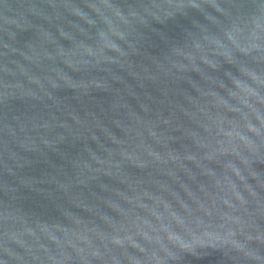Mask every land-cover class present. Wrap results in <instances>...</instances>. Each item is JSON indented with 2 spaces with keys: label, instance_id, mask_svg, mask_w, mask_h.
<instances>
[{
  "label": "water",
  "instance_id": "95a60500",
  "mask_svg": "<svg viewBox=\"0 0 264 264\" xmlns=\"http://www.w3.org/2000/svg\"><path fill=\"white\" fill-rule=\"evenodd\" d=\"M0 264H264V0H0Z\"/></svg>",
  "mask_w": 264,
  "mask_h": 264
}]
</instances>
